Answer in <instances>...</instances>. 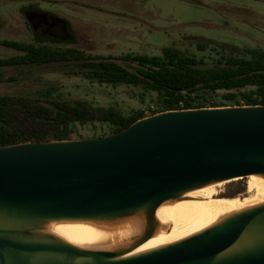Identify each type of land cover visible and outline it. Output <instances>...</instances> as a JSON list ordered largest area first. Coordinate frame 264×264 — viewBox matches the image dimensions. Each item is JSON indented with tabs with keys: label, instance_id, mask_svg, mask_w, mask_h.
I'll list each match as a JSON object with an SVG mask.
<instances>
[{
	"label": "water",
	"instance_id": "obj_1",
	"mask_svg": "<svg viewBox=\"0 0 264 264\" xmlns=\"http://www.w3.org/2000/svg\"><path fill=\"white\" fill-rule=\"evenodd\" d=\"M37 28L44 14L30 17ZM50 34L70 40L67 22ZM264 175V106L161 112L101 139L0 146V264H264V205L184 241L122 260L35 233L54 219L155 210L209 183ZM153 233L151 225L146 238ZM245 233L253 241L228 251Z\"/></svg>",
	"mask_w": 264,
	"mask_h": 264
},
{
	"label": "rangeland",
	"instance_id": "obj_2",
	"mask_svg": "<svg viewBox=\"0 0 264 264\" xmlns=\"http://www.w3.org/2000/svg\"><path fill=\"white\" fill-rule=\"evenodd\" d=\"M41 6L69 21L75 36L66 43L89 54L120 56L125 53L161 55L165 47L197 51V41L225 42L238 47H264V0H39ZM22 3L0 0V11L18 10ZM27 4V3H26ZM5 33V32H4ZM6 35L8 33H5ZM3 37L5 35L1 34ZM14 52L0 46V58ZM71 101H85L91 106L87 124L77 125L71 140L95 139L109 135L111 127L102 122L105 109L114 107L123 113L156 108L154 98H140L141 91L132 86L114 87L92 82L59 66L29 68L0 67V96L14 98L16 122L11 131L19 140L33 135L52 141L56 128L24 120L16 112L24 98L40 96L49 87ZM39 93V94H37ZM249 177L216 186L215 198L252 200L248 192ZM168 226H165V230Z\"/></svg>",
	"mask_w": 264,
	"mask_h": 264
},
{
	"label": "trees",
	"instance_id": "obj_3",
	"mask_svg": "<svg viewBox=\"0 0 264 264\" xmlns=\"http://www.w3.org/2000/svg\"><path fill=\"white\" fill-rule=\"evenodd\" d=\"M27 60L16 58L0 61L2 67L59 66L92 82L114 87L138 88L140 98H154L156 108L123 113L105 109L102 122L118 133L136 121L165 111L215 108L226 106H264V47H238L225 42L197 41V51L175 46L165 47L161 55L125 53L120 56L89 54L81 48L54 40L46 46H24ZM22 49V50H23ZM40 96L24 98L16 112L31 114L34 121L56 128L52 140H71L69 134L77 125L90 121L91 106L85 101L64 99L51 86ZM39 94V93H37ZM10 96H0V146L28 141H50L40 135L19 140L11 131L16 122Z\"/></svg>",
	"mask_w": 264,
	"mask_h": 264
},
{
	"label": "bare ground",
	"instance_id": "obj_4",
	"mask_svg": "<svg viewBox=\"0 0 264 264\" xmlns=\"http://www.w3.org/2000/svg\"><path fill=\"white\" fill-rule=\"evenodd\" d=\"M249 178L252 200L215 198L218 195L215 187L232 181L226 180L166 200L154 214L143 209L110 219H54L28 227L37 234L81 249L114 252L112 260L127 259L197 236L231 217L264 205V175L253 174ZM151 225L153 233L146 238ZM253 237V233H245L228 251L251 243Z\"/></svg>",
	"mask_w": 264,
	"mask_h": 264
},
{
	"label": "flooded vegetation",
	"instance_id": "obj_5",
	"mask_svg": "<svg viewBox=\"0 0 264 264\" xmlns=\"http://www.w3.org/2000/svg\"><path fill=\"white\" fill-rule=\"evenodd\" d=\"M8 1H16L22 3L18 10H10L8 9L6 12L10 16H4V13L0 11V46L5 47L9 51H13L14 53L8 57L0 58L2 60H11V59H24L28 58L25 56L26 52L24 49H19L16 44H21L24 46H46L49 45L50 42L54 40L64 41L65 43H70L75 38L70 23L63 17L56 15L50 10L45 9L41 6V2L39 0H8ZM27 3V4H26ZM44 14L48 18V23H39L37 28H35L30 22V17ZM62 18L67 22L68 31L72 34V38L70 40H62L56 38L50 34V25L54 19ZM8 33L7 35L5 33ZM5 35L4 37L1 35ZM2 68V66H0ZM5 67V66H4ZM8 67V66H7ZM6 67V68H7ZM29 68L33 67V65H21L20 67L13 68ZM12 68V67H11Z\"/></svg>",
	"mask_w": 264,
	"mask_h": 264
}]
</instances>
